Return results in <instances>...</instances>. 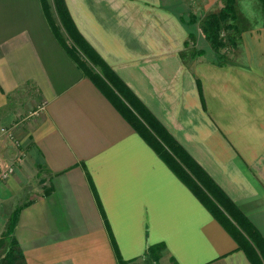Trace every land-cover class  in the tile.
<instances>
[{"label": "crops", "instance_id": "0c3cea01", "mask_svg": "<svg viewBox=\"0 0 264 264\" xmlns=\"http://www.w3.org/2000/svg\"><path fill=\"white\" fill-rule=\"evenodd\" d=\"M64 2L83 39L264 241V0L256 34L220 32L222 59L233 62L219 60L205 36L198 42L197 9L223 0ZM191 35L199 59L181 55ZM28 106L36 116L0 136L1 161L15 163L0 181V237L26 204L12 233L25 264H118L116 250L148 264L157 244V264H251L69 58L40 0H0V126ZM25 185L40 190L30 197ZM21 194L27 200L6 211L4 201Z\"/></svg>", "mask_w": 264, "mask_h": 264}, {"label": "trees", "instance_id": "16d2710c", "mask_svg": "<svg viewBox=\"0 0 264 264\" xmlns=\"http://www.w3.org/2000/svg\"><path fill=\"white\" fill-rule=\"evenodd\" d=\"M53 1L56 13L62 23V30L66 33L70 42H72L71 45H68L64 40L67 36L63 38L59 32V28L52 22L51 16L48 15L49 8L46 7L45 0H41L42 9L51 30L69 58L76 64L82 74L89 78L111 100L124 118L131 123L134 130L141 135L143 140L165 162L181 183L187 187L199 203L234 238L238 248L245 253L249 262L251 264H264V241L255 228L83 39L70 18L64 0ZM233 3V0H223L221 12L219 14L208 15L201 29L220 59L223 58L220 50L224 46L220 38V32L223 30V24L231 18L234 20L235 10ZM226 26H228L226 28H230L235 32L237 31L235 24H228ZM189 40L194 42V37L192 35L189 36ZM187 46L188 44L185 42V47ZM79 53L84 58H81ZM181 55L183 56V54ZM87 62L97 67L99 71H92ZM24 206L26 204L15 208L11 212L5 229L1 234L0 264H25L23 254L12 237L18 215ZM162 249H164L163 244L153 245L147 249V256H150L153 261L158 262ZM116 253L118 264L136 263L134 261L124 262L119 258L117 250Z\"/></svg>", "mask_w": 264, "mask_h": 264}, {"label": "rangeland", "instance_id": "374dc122", "mask_svg": "<svg viewBox=\"0 0 264 264\" xmlns=\"http://www.w3.org/2000/svg\"><path fill=\"white\" fill-rule=\"evenodd\" d=\"M40 2H41V0H40ZM45 3L47 5L46 7L49 8L48 15L51 16L52 22L55 24L56 27L59 28L60 32L62 33L61 36L63 38H65V36H67V35L62 30V23L59 20V17H58V15L56 13V8H55L54 1L53 0H45ZM191 4H192V2H191ZM257 4H258L257 0H234V3H233V8L235 10L234 20L231 18L225 24H223V30L229 29V28H226L227 27L226 25L233 23L239 29H242V31H244V32L248 31V33H250L251 31H254L253 34H256V32H258L257 30L262 26L261 9L259 8L260 7L259 4L258 5ZM41 6H42V4H41ZM191 6H193V5H191ZM193 7H196V6H193ZM222 8H223V3L221 2V3L215 4L208 11H204L202 9H197V13H196L197 14V16H196L197 17L196 28L198 29V32L201 34V36H203V37H200V39L198 40V42L200 41L199 43L203 44V42H204V34L202 33L201 29H202V26H203L205 20L207 19L208 15L219 14L221 12ZM187 16H188V14H187ZM224 33L226 35L225 31L221 32V37H222V35ZM64 40L67 42L68 45L72 44V42H70V40L68 39V36ZM187 44H189V46H188L189 49L186 50L183 53V57L185 59L186 58L187 59H191V58H194V57L196 59H199L201 57V55L202 56L204 55V54H202V51H201V49H199L198 46H196V47L192 46L191 40L188 41ZM79 55H80L81 58H84L80 53H79ZM223 55H225V54H223ZM226 58H228V61H232V62L235 61V60L236 61L238 60V57L235 58L234 55H231V54H228ZM218 59L222 60L223 62H228L225 59H220V57ZM87 63H88V66L91 68L92 71H95V72L99 71V69L97 67H94L93 65H91L90 62H87ZM10 101L8 102V106L7 107L12 108V107H10V105L12 104ZM25 102H26L27 105H29V103H27V100H25ZM9 108H7V109H9ZM37 108H38V106H34V107H29L28 106V107H25L24 109H22V113L19 116H16L14 118L15 121H12L10 123L11 125L3 126V127L0 126V130L4 129L3 132L2 131L0 132V136H2L3 138H6V139L8 137V140H9V138L11 139L9 134L5 133V131H9L10 126L12 127L14 125V126L17 127L18 126L17 124L25 123L27 120L34 118L36 116L34 114V112L37 111ZM11 142H13V144H15V145H14L13 148H11V149L6 151L7 154H8V156H7V158H8L7 161L8 162L12 159L13 156L17 155L16 154V152H17V142H16L15 139H12ZM2 159L5 160L4 157ZM8 166H10V167H8ZM14 166H15V163L14 164L7 163L5 165V163L2 162L1 158H0V167L4 168V170L0 168V181L2 179L6 180V178L12 177L15 174V167ZM39 173H40V171H39ZM26 185L24 187V191L23 192H26V191L29 192V190L30 191L32 190V192L29 194L30 197L32 196L34 190L35 191L36 190H40V188L38 186L30 188V186L26 187ZM35 194H37V193H35ZM24 196L25 195L21 194L20 200L16 199V198L10 199V197H8V199L4 201L5 204L3 203L6 211H8L9 209H12L13 207H16L17 205H20V204L24 203V201L27 200V198H25ZM16 203H17V205L15 206ZM135 264H139V262H136ZM142 264H147V263L144 262ZM148 264H157V262L150 260V261H148Z\"/></svg>", "mask_w": 264, "mask_h": 264}]
</instances>
